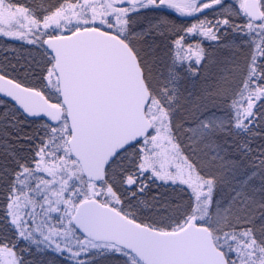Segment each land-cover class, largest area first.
Masks as SVG:
<instances>
[{
	"label": "snow or ice",
	"instance_id": "6c2138e0",
	"mask_svg": "<svg viewBox=\"0 0 264 264\" xmlns=\"http://www.w3.org/2000/svg\"><path fill=\"white\" fill-rule=\"evenodd\" d=\"M0 37V264H264V0H0Z\"/></svg>",
	"mask_w": 264,
	"mask_h": 264
},
{
	"label": "trees",
	"instance_id": "16d2710c",
	"mask_svg": "<svg viewBox=\"0 0 264 264\" xmlns=\"http://www.w3.org/2000/svg\"><path fill=\"white\" fill-rule=\"evenodd\" d=\"M15 2L17 4L27 3L31 7H38L40 3H43L45 6H47L48 3H55L56 0H35V3L33 2V0H15ZM236 8H238V4H236ZM149 14H150L149 16H167L170 20L174 21L177 25H183V24L195 22L193 18L180 19L176 17L175 15L169 12H166L164 10H157ZM241 19L242 18H237V23H240ZM228 39H232V37L230 36ZM204 47L208 48L207 42L204 43ZM7 48L8 47L0 48V49L3 50L2 52H6L8 51ZM6 55H8V53ZM228 55H229V52L227 50H220L217 52V56L219 58H223ZM7 59L10 60V56L7 57ZM25 80L27 79H23L22 81L25 83L26 82ZM26 84H32V83H26ZM0 100H4V99L0 98ZM38 126H39L38 124L26 123L24 125V131L31 133L34 129L38 128ZM8 143L9 145H11L12 148H14L17 154L26 155L27 149L30 147V145L28 143H25L24 141L17 142L15 140H11ZM5 164L11 166V157L8 155V152L4 147H0V166L5 165ZM153 194H162L164 197L168 199H172V200H180L182 197L186 196L185 193H182L179 191L178 187L167 186V185L165 186L153 185L152 191L149 193V195H153ZM4 234H7V229L0 226V235H4ZM21 247H23V244H21ZM53 258H54V254L52 253H48L43 256L34 253L33 256L28 257V259H31L34 261V264H48V262L50 260H53ZM56 264H59L58 259L56 260ZM98 264H113V261L108 258H101L98 261Z\"/></svg>",
	"mask_w": 264,
	"mask_h": 264
},
{
	"label": "rangeland",
	"instance_id": "374dc122",
	"mask_svg": "<svg viewBox=\"0 0 264 264\" xmlns=\"http://www.w3.org/2000/svg\"><path fill=\"white\" fill-rule=\"evenodd\" d=\"M161 10L169 11L180 19H190L191 18V17H182L178 13H176L174 10H171V9L161 8ZM6 47H8L7 48L8 51L6 52H2L3 50L0 49V66H4V67H9L10 64H15L17 62L16 61L17 56L21 58L26 57L29 51L31 50V46H28L21 41L13 40V39L5 38V37H0V48H6ZM13 49L15 51H13ZM7 53L8 55H6ZM9 56H10V60L7 59V57ZM14 75H17L18 78H20L21 80L24 79L21 73H15ZM27 80H25L26 81L25 83H32V81L27 82Z\"/></svg>",
	"mask_w": 264,
	"mask_h": 264
},
{
	"label": "flooded vegetation",
	"instance_id": "af4514ba",
	"mask_svg": "<svg viewBox=\"0 0 264 264\" xmlns=\"http://www.w3.org/2000/svg\"><path fill=\"white\" fill-rule=\"evenodd\" d=\"M161 10V9H160ZM164 11H166V10H164ZM166 12H169V11H166ZM169 13H171V12H169ZM171 14H173V13H171ZM174 15V14H173ZM22 74V73H21ZM22 76H23V74H22ZM24 78V77H23ZM32 80H30V79H28V81L27 82H31ZM32 83H33V81H32Z\"/></svg>",
	"mask_w": 264,
	"mask_h": 264
},
{
	"label": "water",
	"instance_id": "95a60500",
	"mask_svg": "<svg viewBox=\"0 0 264 264\" xmlns=\"http://www.w3.org/2000/svg\"><path fill=\"white\" fill-rule=\"evenodd\" d=\"M0 98H2V99H4V100H5V99H8V98H6V97H3L2 94H0Z\"/></svg>",
	"mask_w": 264,
	"mask_h": 264
}]
</instances>
